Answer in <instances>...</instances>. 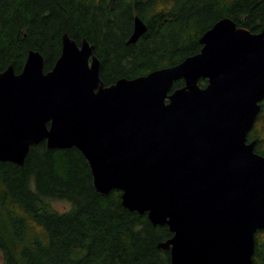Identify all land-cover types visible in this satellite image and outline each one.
<instances>
[{
	"label": "water",
	"instance_id": "obj_1",
	"mask_svg": "<svg viewBox=\"0 0 264 264\" xmlns=\"http://www.w3.org/2000/svg\"><path fill=\"white\" fill-rule=\"evenodd\" d=\"M147 30L136 15L128 42ZM200 43L174 66L111 85L87 39L65 33L49 71L30 50L21 72L0 71V161L24 165L43 141L76 147L98 192L121 190L126 208L169 227L158 247L172 264H255L264 155L248 135L264 100V24L253 32L224 17Z\"/></svg>",
	"mask_w": 264,
	"mask_h": 264
},
{
	"label": "trees",
	"instance_id": "obj_2",
	"mask_svg": "<svg viewBox=\"0 0 264 264\" xmlns=\"http://www.w3.org/2000/svg\"><path fill=\"white\" fill-rule=\"evenodd\" d=\"M136 15L148 30L129 43ZM224 17L260 32L264 0H0V71L13 65L21 72L30 50L40 51L51 70L68 33L95 46L100 77L111 85L198 53L201 36ZM183 85L180 79L173 89ZM248 138L264 155V100ZM121 196L118 189L97 191L76 147L49 149L43 141L24 165L0 161L3 264H172L170 251L158 247L172 237L169 227L129 210ZM56 201L71 207L61 211ZM254 262L264 264V229L256 233Z\"/></svg>",
	"mask_w": 264,
	"mask_h": 264
},
{
	"label": "rangeland",
	"instance_id": "obj_3",
	"mask_svg": "<svg viewBox=\"0 0 264 264\" xmlns=\"http://www.w3.org/2000/svg\"><path fill=\"white\" fill-rule=\"evenodd\" d=\"M54 205L57 209L61 211L68 210L71 207V204L67 201H56ZM3 260H4V253L0 248V264H3Z\"/></svg>",
	"mask_w": 264,
	"mask_h": 264
}]
</instances>
